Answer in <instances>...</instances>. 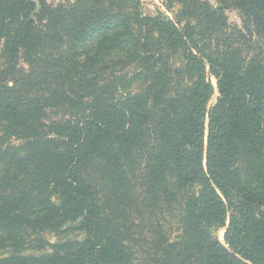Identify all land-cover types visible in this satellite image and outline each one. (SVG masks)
Here are the masks:
<instances>
[{"label": "trees", "instance_id": "16d2710c", "mask_svg": "<svg viewBox=\"0 0 264 264\" xmlns=\"http://www.w3.org/2000/svg\"><path fill=\"white\" fill-rule=\"evenodd\" d=\"M215 1L0 0V249L83 234L0 264H264V0Z\"/></svg>", "mask_w": 264, "mask_h": 264}, {"label": "rangeland", "instance_id": "374dc122", "mask_svg": "<svg viewBox=\"0 0 264 264\" xmlns=\"http://www.w3.org/2000/svg\"><path fill=\"white\" fill-rule=\"evenodd\" d=\"M46 1L49 4H54V5H57L65 1L74 2V0H46ZM200 1H206L210 3L212 6H216L215 0H200ZM139 2H140L141 10L143 14L145 15H150V16L163 15L164 17L170 20H174V18L177 17V13L179 10L178 5H174L173 7L168 8L166 5L163 4L162 0H139ZM225 16H226L227 26L230 28L228 33H230L232 30L236 28H239V29L242 28L241 20L237 12L233 10H227L225 12ZM250 54L251 55H248L247 52H244V55L246 58H249L250 56H254L253 53H250ZM20 66L23 68H26V65L24 63H21ZM119 74H122V73H119ZM208 79L210 80V82L212 83L215 89L214 95L207 105L209 108L215 104L218 93L216 89V80L210 76H208ZM138 85H139L138 83L134 84L132 87L133 90H136V88H138ZM0 128H1V125H0ZM1 136H2V131L0 129V144H2L1 145L2 147H5L7 145L18 146L22 144V142L16 139H13L10 142L9 141L7 142ZM161 218H162L161 224H162L163 230L165 231L170 242L177 241L180 235V229L175 219L177 218V211H176V215L172 211H165ZM223 234H224V228L216 232V237L221 243H223ZM82 237H83V234H81L80 232L71 231L70 229H68V226H63L60 230L44 229V230H38L35 232L28 231L22 234L21 237H19V239L22 240V244L19 247L18 251H14L16 247L11 245L10 247L0 249V256L9 255L11 252L18 253L21 255L37 256L38 254H41V252L50 251L47 247L45 249H40L41 244L36 241L37 239H42L44 242H49L50 244H54L58 241L75 240V239H81ZM141 246L142 245H140L137 249H135V252L137 255L135 258L136 260L134 259L135 264H141L142 262L148 261V259H146V255L150 254V252L148 251V249H146L147 247H141Z\"/></svg>", "mask_w": 264, "mask_h": 264}]
</instances>
